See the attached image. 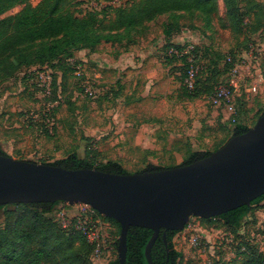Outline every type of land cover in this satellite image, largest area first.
<instances>
[{
  "label": "rangeland",
  "instance_id": "374dc122",
  "mask_svg": "<svg viewBox=\"0 0 264 264\" xmlns=\"http://www.w3.org/2000/svg\"><path fill=\"white\" fill-rule=\"evenodd\" d=\"M30 1L36 4L40 0ZM127 1L79 0L76 7L78 10L101 9L123 5ZM249 1L240 0V3L245 6ZM256 1L264 7V0ZM218 5L219 13L211 28H207L198 17L185 14L181 18V32L171 37L175 39V47L172 48L192 45L199 51L200 89L206 78L212 88L229 79L223 71L227 54L248 57L243 63L240 88L236 92V121L224 107L214 106L205 93L195 99L181 94L182 81L185 82L184 60L175 54L170 55L169 51V59H166L165 47L173 44L163 40L157 47L163 52L162 63L167 68L169 66V74L154 78L150 83L141 78L136 82L132 77L124 83L118 79L110 86L102 77L93 74L87 50L77 51L71 56L81 65V75L76 74L74 65L67 59V63L64 60L67 66L59 61L55 67L25 66L12 75L1 73L2 149L15 158L38 163L54 162L74 151L80 158H88L98 165L115 160L126 170L135 172L154 166L179 165L192 151L215 150L231 138L236 124L254 126L264 112V14L260 15L263 22L257 32L246 28L244 32L236 33L225 25L224 1L218 0ZM20 8L21 5L15 6L3 17L16 13ZM106 15L109 16V12ZM168 20V15H162L151 22L144 36L146 39L143 42L140 38L138 44L147 47L159 37L164 38L162 27ZM103 44L101 56L105 52L127 53L123 42L122 45ZM35 70H48L52 74L54 81L50 91L39 85L42 82L36 77ZM215 70H219V74L214 75ZM87 81L96 91L95 96L87 93ZM47 110L51 113L48 115L52 117L50 122L44 115ZM34 114L39 115L38 119L33 118ZM87 210L82 203L70 205L60 202L51 216L64 229L73 226L79 229V218L84 220ZM255 216L257 224L250 225L249 221L240 232L264 250V211L257 213L256 210ZM101 221L102 264H109L118 257L113 243L119 236L114 224L104 219ZM189 222L181 236L176 235L173 239L176 249L183 254L179 264H227L236 256V245L240 239L232 229L222 223L208 225L196 216ZM192 235L199 236L197 245L191 243ZM230 264L242 263L232 261Z\"/></svg>",
  "mask_w": 264,
  "mask_h": 264
},
{
  "label": "trees",
  "instance_id": "16d2710c",
  "mask_svg": "<svg viewBox=\"0 0 264 264\" xmlns=\"http://www.w3.org/2000/svg\"><path fill=\"white\" fill-rule=\"evenodd\" d=\"M78 1L40 0L33 4L30 0H0V74L12 75L25 66L55 67L59 61L66 65L64 60L68 61L77 51L96 50L103 43L122 45L123 42L124 47L128 48L149 29L151 22L162 15L169 17L162 27L167 43L173 44L165 47V57L169 59L168 51L175 47L170 41L171 37L181 32L183 28L181 18L185 14L198 17L207 28H211L215 16L219 13L218 0H128L119 6L110 5L101 9L86 10H78L76 7ZM223 1L227 17L225 25L233 32H244L246 28L257 32L262 27L263 20L260 16L264 14L262 4L256 0L249 1L245 6L240 0ZM17 5H21L19 11L3 17ZM108 12L109 16L106 15ZM177 48L184 49L180 46ZM192 53L196 60H199L196 64L201 62L196 48H193ZM230 54L226 55L223 67V71L228 76L232 64L227 58L238 56L234 53ZM179 58L184 60L186 76L188 66L186 56ZM207 68L206 66L205 69ZM216 74H219V70H215L214 75ZM202 82L204 84L200 89L197 77L195 88L189 89L183 80L181 94L185 98L195 99L205 93L209 99L217 86L212 88L207 83L208 78ZM248 128L250 126L244 123L236 124L231 137L245 132ZM226 142L217 146L215 150ZM213 151H192L179 165L191 163ZM0 154L8 155L1 145ZM42 163L60 165L68 169L95 167L108 172L132 173L115 160H108L98 165L88 158H80L74 151L57 161ZM161 168L165 167H153V169ZM262 201L264 195L255 199L250 205L238 207L220 216L200 218L208 225L222 223L236 232V238L240 239L236 245L237 254L226 262L227 264L232 261L242 264H264V250H261L254 240L245 237L246 234L242 236L240 232L249 221H251L250 225L257 224L255 214L256 210L264 208V203L260 204ZM60 202L64 201L0 205V264H99L94 260L95 244L88 240L83 231L73 225L70 229H64L59 221L51 216ZM96 212L102 219L117 227V236H119L121 230L119 222ZM178 233L177 230H167L164 237V229H161L151 250L154 264H179L183 260L182 252L176 249L173 242ZM152 234L153 230L150 228L139 226L129 228L125 264H149L145 249ZM113 245L118 251V238ZM109 264H119L118 257Z\"/></svg>",
  "mask_w": 264,
  "mask_h": 264
},
{
  "label": "water",
  "instance_id": "95a60500",
  "mask_svg": "<svg viewBox=\"0 0 264 264\" xmlns=\"http://www.w3.org/2000/svg\"><path fill=\"white\" fill-rule=\"evenodd\" d=\"M264 195V112L254 126L191 163L116 173L98 168L68 169L0 154V205L64 201L82 203L121 225L118 261L127 258L131 226L153 234L182 232L191 217L211 218L250 205Z\"/></svg>",
  "mask_w": 264,
  "mask_h": 264
},
{
  "label": "built area",
  "instance_id": "2783aa9c",
  "mask_svg": "<svg viewBox=\"0 0 264 264\" xmlns=\"http://www.w3.org/2000/svg\"><path fill=\"white\" fill-rule=\"evenodd\" d=\"M192 45H188L184 49L179 48H171L169 50V54H175L178 57H185L187 59V71L185 76V84L189 89H194L197 82L198 72H199V66L196 64L197 60L195 55L192 53L193 50ZM248 57L246 56H239V57H232L228 56L227 60L232 64V67L229 72V79L226 82L220 83L215 92L210 96L209 100L210 102L216 106V107H224L226 110H228L231 114L232 120L236 121V114H237V107H236V96H237V90L240 88V80L242 78V72L241 69L243 67V63L246 62V59ZM68 60H71V63L74 65L76 69V74L81 75V65L76 62V60H73V57H70ZM37 75V78H40L39 85H42V88L46 87L47 91H50V86L52 85V74L48 70H35L34 71ZM36 78L37 82L38 79ZM85 88L87 93L90 96H95L96 91L92 89V86L88 83V81L85 83ZM44 115L47 117L46 120L50 122V118H52L51 113L49 110L44 112ZM39 115L34 114L33 118L38 119ZM46 121V122H47ZM47 122V123H48ZM87 207V212L85 217L79 218V229L83 231L84 235L88 238V240L95 244L94 249V260L102 264V258H103V252L101 248V229H102V221L101 217L97 214V210L92 208L91 206L85 204ZM190 225V222L187 223ZM187 226V225H186ZM199 242V236L198 235H192L191 237V243L193 245H197Z\"/></svg>",
  "mask_w": 264,
  "mask_h": 264
},
{
  "label": "crops",
  "instance_id": "0c3cea01",
  "mask_svg": "<svg viewBox=\"0 0 264 264\" xmlns=\"http://www.w3.org/2000/svg\"><path fill=\"white\" fill-rule=\"evenodd\" d=\"M149 29L138 37L136 43L131 44L128 48L122 47L127 53L113 54L105 52L103 56H101L100 47L102 45L105 46L104 44L99 45L96 50H87V59L91 64L93 74L102 77L103 81L107 82L110 86L111 83L117 82L118 79L124 83L127 79L130 80L132 77H135L136 82L141 78L143 81L150 83L154 78L160 79L161 75L163 77L165 74H169V66L167 68L166 65L162 63L163 52H160V50L158 51L157 47L161 45L163 40L165 42L167 41V37L163 30L162 33L164 38L162 36L159 37V40H155L147 47L138 44L140 38L142 41L146 39L144 36ZM170 41L174 43L175 39H171ZM105 44L108 45L109 43ZM263 203L264 201L260 204ZM260 211H264V208L258 209L257 213ZM181 234L182 232H179L177 235L181 236Z\"/></svg>",
  "mask_w": 264,
  "mask_h": 264
}]
</instances>
